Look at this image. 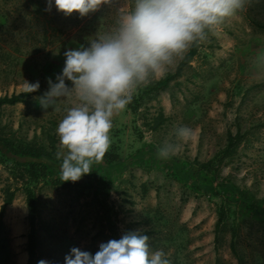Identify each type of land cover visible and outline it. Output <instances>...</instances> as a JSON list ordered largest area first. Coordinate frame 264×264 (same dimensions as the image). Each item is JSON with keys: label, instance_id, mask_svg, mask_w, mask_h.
I'll use <instances>...</instances> for the list:
<instances>
[{"label": "rangeland", "instance_id": "374dc122", "mask_svg": "<svg viewBox=\"0 0 264 264\" xmlns=\"http://www.w3.org/2000/svg\"><path fill=\"white\" fill-rule=\"evenodd\" d=\"M131 4L132 0H116L111 7L79 17L75 12L65 16L54 6L45 10V0H0V96L24 91L26 82L40 84L24 102L0 105L1 137L53 146L56 154L64 151L56 128L75 98H63L47 110L39 98L48 91V79L55 82L61 72L65 51L86 47ZM261 53L264 0H250L198 43L187 63L181 60L169 71L180 68L165 89L151 93L145 85L139 87L114 116L112 142L102 159L113 168L93 164L83 175L90 186L61 181L57 169L39 177L32 184L38 198L35 264H64L72 247L94 254L100 243L113 239L105 211L117 237L139 230L149 236L153 248L168 254L171 264H237L229 247V226L234 222L248 264H264L263 215L233 197L182 182L156 158L157 146L176 126H189L197 136L174 157L186 162L189 178L204 180L194 160L208 161L224 149L227 132L239 130L241 142L231 157L215 165L212 182L228 178L248 199L264 206V65L257 63ZM141 150L150 154H140ZM27 180L21 166L0 156V204L4 190L15 191L0 226V264L28 261L30 227L22 190ZM222 204L230 216L216 253L214 225Z\"/></svg>", "mask_w": 264, "mask_h": 264}, {"label": "clouds", "instance_id": "9594fccd", "mask_svg": "<svg viewBox=\"0 0 264 264\" xmlns=\"http://www.w3.org/2000/svg\"><path fill=\"white\" fill-rule=\"evenodd\" d=\"M65 16L85 17L111 7L116 0H45ZM250 0H132L116 14L112 26L89 39L88 45L66 50L64 66L48 91L39 98L42 109L66 97L75 103L65 109L56 133L64 151L60 180L76 182L102 161L111 145L113 118L131 102L135 91L163 78L184 59L189 49L207 39L226 18L244 10ZM257 63L264 65V53ZM69 81L71 86L66 83ZM26 82V81H25ZM39 81L28 83L25 93L38 90ZM196 130L178 125L157 146V157L167 160L195 140ZM38 264H47L40 260ZM64 264H171L162 248H153L149 236L125 231L119 239L99 244L93 254L70 248Z\"/></svg>", "mask_w": 264, "mask_h": 264}, {"label": "trees", "instance_id": "16d2710c", "mask_svg": "<svg viewBox=\"0 0 264 264\" xmlns=\"http://www.w3.org/2000/svg\"><path fill=\"white\" fill-rule=\"evenodd\" d=\"M197 44L192 46L189 51L186 53L182 63H187L196 53ZM180 72L178 68L173 73H167L163 78L153 80L149 84L144 86V89L149 92H157L163 90L168 85L170 79L174 78ZM29 93L24 91L19 93H12L7 96H0V105L4 103L15 104L17 102H24ZM264 124V123H263ZM243 135L237 130L235 133L232 131L227 132L226 145L224 149L216 153L211 159L206 162H200L194 160L196 170L198 173H202L205 177L204 180H192L188 177L187 165L186 162L180 160L177 157H171L167 160H162L156 157L160 161H164L165 164L169 165L171 173H175L179 176V179L182 182H189L194 188H200L204 191H207L212 194H224L226 197H233L238 203L242 204L249 211L260 214L264 216V206L257 204L256 202L248 199L246 194L237 188L235 184L228 178H223L219 181H216L214 184L212 180L216 176L212 171L215 169V165L220 162L222 159L231 157L235 153L238 144L241 142ZM53 144V143H52ZM140 154H150L149 151H140ZM0 156L5 157L8 160H11L16 165L21 166L22 169L26 172L28 176L27 182L23 185L22 190L25 193V202L28 210V223L30 227L29 234L27 236V253L28 261L27 264L36 263V244H37V234L35 221L38 213V198L33 190L32 184L37 183L38 178L41 176H47L52 169L59 170L61 160L57 158L56 151L53 146L47 147L42 144H32L29 142H20L10 137H1L0 136ZM98 165H103L108 167V169L113 168L111 164L107 162H99ZM212 172L210 177L208 173ZM79 182H83L86 185L90 186L88 177L82 176ZM92 187V186H91ZM96 191V188H93ZM15 196L14 190L6 189L4 190V195L2 202L0 204V226L3 225V215L6 207L11 204ZM100 203L103 207L106 206V202L100 200ZM107 225L109 230L112 232L113 239H119L114 233V227L111 220L108 218V214L104 212ZM230 213L225 205H219L217 208V219L214 225V250L217 253L221 247V233L222 230L228 225V218ZM231 231V240L229 243L230 251L235 257L237 264H248V258L244 253L243 249L240 246L238 241L239 228L236 223H232L229 226ZM217 259V258H216Z\"/></svg>", "mask_w": 264, "mask_h": 264}]
</instances>
